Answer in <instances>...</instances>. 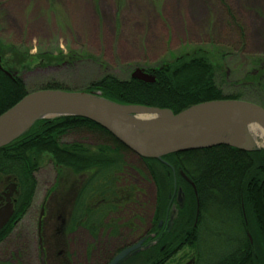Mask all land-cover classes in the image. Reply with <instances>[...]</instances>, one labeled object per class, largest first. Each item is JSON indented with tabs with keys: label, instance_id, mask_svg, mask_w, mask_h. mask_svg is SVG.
Listing matches in <instances>:
<instances>
[{
	"label": "trees",
	"instance_id": "1",
	"mask_svg": "<svg viewBox=\"0 0 264 264\" xmlns=\"http://www.w3.org/2000/svg\"><path fill=\"white\" fill-rule=\"evenodd\" d=\"M227 25L239 34L236 52L243 51V28L231 13ZM244 54L239 58L240 66L235 60L226 65L229 57L221 50L199 46L191 53L162 59L157 68L145 69L154 77L153 84L106 73L80 91H71L54 80L30 89L21 75L32 69L39 56H31L0 38V116L28 94L45 90L92 93L118 105L165 109L173 114L224 100L264 107V99L249 92L261 86L264 92V59H246ZM216 57L221 64L213 61ZM69 58L72 61L63 55L48 58L46 66L75 61L73 56ZM82 133L96 135L101 142H65L67 137ZM131 153L108 131L80 117L34 122L23 135L0 148V184H13L18 192L11 220L21 219L30 210L38 187L37 174L47 159L57 178L61 174V178L84 176L76 189L67 227L51 237V244L46 240L63 264L68 256L60 247L67 246L65 240L75 230L93 239L102 233L116 236L126 228L138 230L132 219L129 223L123 221L139 206L137 200L142 195L129 180ZM138 159L156 188L149 229L144 233L146 237L138 238L154 242L148 253L143 252V264H166L185 246L193 248L194 264H264L263 150L246 153L220 145L168 155L162 162ZM178 170L193 183L198 205L192 188ZM175 184L182 187L186 198L183 206L175 203L176 218L169 223ZM144 213L138 214L139 221L144 220ZM12 221L0 232V241L10 235ZM206 247L212 250L205 252Z\"/></svg>",
	"mask_w": 264,
	"mask_h": 264
},
{
	"label": "rangeland",
	"instance_id": "2",
	"mask_svg": "<svg viewBox=\"0 0 264 264\" xmlns=\"http://www.w3.org/2000/svg\"><path fill=\"white\" fill-rule=\"evenodd\" d=\"M208 1L0 0V38L18 49L28 51L31 56H39L32 69L21 75L30 89L45 80H54L71 91H80L106 73L120 78L130 77L135 69L157 68L159 56L167 49L175 50L179 47L184 54L191 53L199 46L213 50L218 48L229 57L226 65L234 60L238 62L244 53L246 59L253 56L264 59V48L260 49L254 39L251 48L246 47L247 43L243 41V51L236 52L240 42L239 34L235 32L236 36L233 35L228 25L226 29L220 26L221 20L218 22L216 17L217 9L213 8V3L216 2L221 12H226L227 15L231 13L241 23L236 17L234 5L242 3L244 6H255L261 14L264 13V0H211V5ZM261 16L264 20V14ZM253 26L254 34L262 25L256 20ZM57 55L66 56L70 61L72 59L69 56H73L75 61L61 66L54 63L46 66L48 58ZM213 61L221 64L219 58ZM239 63L241 64L238 62L237 66H240ZM261 87L249 92L264 99ZM65 142L96 145L101 142V138L82 133L67 137ZM260 150L264 151V148L260 147ZM128 162L132 168L129 180L142 191L137 200L142 211H138L137 206L123 221L129 223L132 219L135 227L138 230V227L141 228V233L136 229L132 232L131 228H126L116 236L102 233L97 239H93L81 230H75L66 238L67 246L60 247L65 249L68 256L66 264H105L119 250L141 241V247L127 255L119 264L144 263L146 258L143 255L149 252L154 242L146 243L148 238H138L149 229L156 188L135 154L128 156ZM61 176L57 178L52 164L47 159L43 161L37 174L38 187L30 210L10 235L0 241V264H39L36 228L42 207V242L44 253L47 254L46 264H63L62 258L53 256L54 249L48 244L55 233L58 232V235L67 227L70 207L84 176ZM174 186L176 189L180 187L177 184ZM185 198L186 193H183L181 206ZM175 203L177 204L176 192L174 205L169 213V223L176 218ZM140 212H145L143 221L138 220ZM46 240L49 243H45ZM204 250L206 252L212 249L206 247ZM194 259L193 248L185 246L166 264H191Z\"/></svg>",
	"mask_w": 264,
	"mask_h": 264
},
{
	"label": "water",
	"instance_id": "3",
	"mask_svg": "<svg viewBox=\"0 0 264 264\" xmlns=\"http://www.w3.org/2000/svg\"><path fill=\"white\" fill-rule=\"evenodd\" d=\"M130 78L147 84L154 83V77L143 69H135ZM199 114L204 115L205 120L193 124ZM70 116L100 126L137 157L160 162L168 155L220 145L246 153L258 152L260 147L249 134L248 127L258 125L264 129V109L244 101L203 103L173 114L165 109L118 105L92 93L45 90L28 94L0 116V148L19 138L36 121ZM137 116L155 118L147 125L146 135L126 123L127 118ZM233 128L238 129V134L230 137L228 131ZM178 174L192 188L198 205L193 183L183 171L178 170ZM10 188L15 189V185ZM175 191L176 202L181 206L182 189L175 188ZM11 194L5 195L6 205L0 208V232L13 215ZM43 216L42 208L37 223L39 264H45L41 239ZM142 243L124 248L108 264H119L127 255L137 251Z\"/></svg>",
	"mask_w": 264,
	"mask_h": 264
},
{
	"label": "crops",
	"instance_id": "4",
	"mask_svg": "<svg viewBox=\"0 0 264 264\" xmlns=\"http://www.w3.org/2000/svg\"><path fill=\"white\" fill-rule=\"evenodd\" d=\"M211 2H212L211 0L208 1L209 5H211ZM218 6H220V4ZM234 7L236 9L235 12L237 15V16L236 15L235 16L241 20V23L240 22L239 23L243 28V40H244V42L246 41V43H247L246 47L251 48V46L253 45L252 40L254 39V43L257 44V46L260 47V49L264 48V20L261 16L264 13L260 14V12L257 11V7H255V6H249V5L244 6L242 3H238V6L234 5ZM213 8L217 9L216 10V13H217L216 17H217L218 22L221 20L220 26H224L226 29L227 21H228L227 13L221 12V8L217 7L216 2L213 3ZM226 19H227V21H226ZM256 20L261 22L262 26H261V29L259 26L258 27L259 30L255 31V33L253 34L252 26L255 25ZM220 29H221V27H220ZM231 29L232 30H230V32H233V35L236 36L235 30L233 28H231ZM179 48H181V47H179ZM179 48H177L175 50L167 49L163 55L159 56L156 63H158V61L159 62L162 61V59H165L167 57L170 58L173 56H178L180 53H182V51Z\"/></svg>",
	"mask_w": 264,
	"mask_h": 264
},
{
	"label": "bare ground",
	"instance_id": "5",
	"mask_svg": "<svg viewBox=\"0 0 264 264\" xmlns=\"http://www.w3.org/2000/svg\"><path fill=\"white\" fill-rule=\"evenodd\" d=\"M154 119H155L154 117L150 118L146 116H137V117L127 118L126 123L132 126L133 128L137 129L138 131L145 133L146 135V133H148L146 130L147 125L151 123ZM204 120H205L204 115L199 114L197 117H195L193 124L203 122ZM248 131L249 134L254 139L257 146L264 148V129L258 125H253L249 127ZM228 133L230 134V137H234L235 135L238 134V129L233 128L230 131H228ZM155 141H157L156 137H155Z\"/></svg>",
	"mask_w": 264,
	"mask_h": 264
},
{
	"label": "flooded vegetation",
	"instance_id": "6",
	"mask_svg": "<svg viewBox=\"0 0 264 264\" xmlns=\"http://www.w3.org/2000/svg\"><path fill=\"white\" fill-rule=\"evenodd\" d=\"M12 184H0V198H1V201H0V208H2L3 206H5L6 205V198H5V195H9L10 193H12L11 194V196H10V201H11V204H12V206H13V213H14V209H15V202H16V198H17V196H18V192H17V188H16V186H15V189H11L10 188V186H11ZM75 195H76V193H75ZM74 201V200H73ZM13 216V215H12ZM11 219H12V217H11ZM9 220L8 221V223L10 222V221H12V220ZM21 221V219H19V220H13L11 223H12V230L13 229H15L18 225H19V222ZM38 222V221H37ZM7 223V224H8ZM6 224V225H7ZM42 227H43V225H42ZM45 243H47V241H45ZM52 248V247H51ZM126 248H128V246L126 247ZM46 249H48V247H46ZM50 249V248H49ZM53 249V248H52ZM123 250V249H122ZM120 251V250H119ZM53 256H54V253H53ZM47 257V254H45V258ZM114 256H112V258H113ZM112 258L110 259V260H108L105 264H108L111 260H112ZM45 263H46V260H45Z\"/></svg>",
	"mask_w": 264,
	"mask_h": 264
}]
</instances>
